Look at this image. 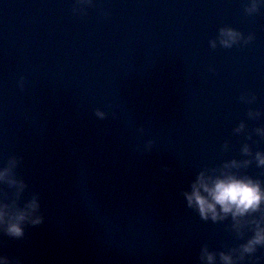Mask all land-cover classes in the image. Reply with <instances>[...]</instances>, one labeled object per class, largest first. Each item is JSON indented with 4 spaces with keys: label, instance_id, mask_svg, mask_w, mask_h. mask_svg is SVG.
Listing matches in <instances>:
<instances>
[{
    "label": "water",
    "instance_id": "obj_1",
    "mask_svg": "<svg viewBox=\"0 0 264 264\" xmlns=\"http://www.w3.org/2000/svg\"><path fill=\"white\" fill-rule=\"evenodd\" d=\"M257 153L264 0H0L7 264H264L242 248L264 205L213 220L187 199L201 173L264 186Z\"/></svg>",
    "mask_w": 264,
    "mask_h": 264
},
{
    "label": "clouds",
    "instance_id": "obj_2",
    "mask_svg": "<svg viewBox=\"0 0 264 264\" xmlns=\"http://www.w3.org/2000/svg\"><path fill=\"white\" fill-rule=\"evenodd\" d=\"M239 33L232 30H222L223 43L231 45L235 42ZM245 151H248L245 148ZM257 159L261 165H264V153H257ZM235 163V162H233ZM8 174V169L0 170V179H4ZM189 205L198 208L201 216L207 219L209 216L213 219H222L231 214L233 219H238L250 212L261 209L264 205V186L259 181L251 178H242L232 174L221 176H205L201 173L192 185V191L187 194ZM38 207L33 201L31 208ZM7 205L0 204V223L4 221ZM26 218L24 212H21L16 221L8 225L7 231L16 236L23 234L22 221ZM40 217L33 222L39 223ZM264 244V222H256L255 236L247 244L243 245V252L249 253L255 250L256 245ZM209 264L215 259L213 253H208L205 249ZM225 264H233V257L230 254L221 253ZM0 264H7L6 257H0Z\"/></svg>",
    "mask_w": 264,
    "mask_h": 264
}]
</instances>
